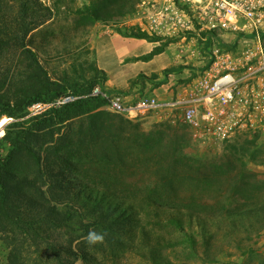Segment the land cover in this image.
<instances>
[{"label":"rangeland","instance_id":"374dc122","mask_svg":"<svg viewBox=\"0 0 264 264\" xmlns=\"http://www.w3.org/2000/svg\"><path fill=\"white\" fill-rule=\"evenodd\" d=\"M114 1L40 0L44 8H48L49 17L38 21L36 29L27 38L28 48L35 52L41 68L51 80L62 82L69 79L86 85L93 74L92 67L97 63L96 51L92 46L96 34L106 30L111 33L122 30L156 37V46H161L163 50L174 48L176 62L156 73L158 79H141L139 91L130 99L154 96L160 106L148 109L133 119L114 113L105 106L93 116H82L67 125H58L43 132L36 148L43 161L49 158L48 164L55 165L61 159H71L78 164L79 172L73 173L76 178L74 191L81 186L77 184H82L90 191L109 190L123 197L125 194L126 199L137 208L139 224L127 233L100 228L94 225L93 215L80 206V200L70 204L53 196L48 179L46 184H40V188L52 204L58 205L63 212H70V226L52 229L42 242L21 240L24 242L27 263L153 264L145 254L148 256L149 250L154 249L160 260L169 264H264V133H237L226 140L197 138L184 122L182 110L169 105L181 99L205 76L215 60V49H223L219 43L227 46L237 44L225 49L236 54L247 46L248 36L225 29H203L195 12L199 0H121L113 4ZM117 5L119 7H115ZM106 9L112 13V16L104 14L107 19L96 20L92 15V12H104ZM159 10L170 14L173 11L184 13L192 29L180 31L176 35L165 29L153 31L151 19ZM109 60L115 63V53L109 55ZM143 62L120 66V69L124 74L133 75L140 69H148L149 66ZM34 71V64L29 58L19 55L18 50H8L0 60V94L9 93L13 96L15 91L21 93L23 88L31 87ZM155 89H159L158 92L154 93ZM28 108L22 118L1 117L0 120L7 118V121L0 131L6 135L10 124L37 117L30 116ZM117 115L138 124L139 131L145 134L159 130L165 133L164 141L159 144L161 149H138L137 144L129 139L131 127L119 130L113 126L112 119ZM93 117L97 119L92 120ZM94 121L104 123L106 129H103V136L112 139L115 135L113 143L119 146L120 155L127 158V168L118 162L109 161V158L101 159L100 154L106 151L104 148H108L110 154L113 153L112 142L101 139L99 131L95 129L98 123L93 124ZM183 126L189 129L190 143L186 148L189 155L181 170L189 172V178L194 179H188L184 184L175 180L174 192L175 189L170 188L169 177L162 170L166 165H158L156 155L172 153V150H166L170 143L187 138ZM112 129L114 135H111ZM4 136L0 137V156L8 152V144L3 142ZM251 154L256 157L252 159ZM143 155L149 156L144 159ZM242 162L254 174L249 181L253 186L259 185V199L231 191L236 173L243 167ZM161 163L167 164L165 159ZM45 165L46 162H43V169ZM197 167L200 170L199 181L195 179L198 176ZM171 176L174 179V174ZM207 178L221 179L223 183L209 188L201 181ZM105 195L102 198L104 202H118ZM180 202L186 206L218 203L217 206L247 207L239 214L204 215L200 225L194 222L190 231L198 243L193 249L187 236L159 217L156 208L158 204L179 206L182 204ZM252 208L256 215L251 213ZM90 230L105 233L104 243L90 247L84 239ZM9 253L10 240L6 235H1L2 263L7 261Z\"/></svg>","mask_w":264,"mask_h":264},{"label":"trees","instance_id":"16d2710c","mask_svg":"<svg viewBox=\"0 0 264 264\" xmlns=\"http://www.w3.org/2000/svg\"><path fill=\"white\" fill-rule=\"evenodd\" d=\"M119 1L121 0H115L113 4H118ZM115 7H119V5ZM48 13V8H44L40 0H0V60L5 57L8 50L15 49L19 51V55L29 58L35 68L31 87L28 89L23 88L21 93L15 91L13 96L9 93L0 94V118L5 115L13 118H22L25 116L26 108L30 105L37 102L51 101L69 92L90 94L93 88L98 85L104 90H108L106 85L108 80L107 73L100 70L97 63L92 67L93 74L86 85H80L78 82L69 79L62 82L53 81L49 78L46 71H43L37 55L28 48L27 38L36 29L40 19L49 17ZM104 14L112 16L111 11L108 9L104 12H92L96 20L107 19ZM117 33L125 37L144 39L153 43L158 41L156 37L138 31L124 32L118 30ZM261 36L264 42V32L261 33ZM219 45L223 49H228L237 44L227 46L219 43ZM162 51L163 48L161 46H156L149 54L134 57L128 59V61L148 62L156 55L162 53ZM141 79L155 80L158 79V76L156 73L152 77L139 74L136 78L129 81L127 89H113V91L129 93L140 83ZM105 106H107V102L103 98L87 97L72 104L52 109L35 118L12 123L8 126L6 135L3 138V142L8 144V152L4 156H0V236L6 235L8 240H10V253L7 261L5 263L0 261V264H28L25 259V248H23L25 241L42 242L52 229H62L70 226V212H63L58 205L52 204L46 198L42 188H40V184H46L48 179L50 181L49 188L53 196L63 199L64 202H70V204H73L75 200H80V206L95 218L94 225L107 230H123L126 233L138 226L140 215L136 206L127 200L128 198L125 194L123 197L118 192L109 190L97 191L93 189V191H90L82 184H77L81 186L74 191L76 178L73 173L78 171V164L71 159H61L55 165H52V163L48 164L47 160L49 158L46 157L45 161H43V157L36 148L37 143L42 139L43 132L58 125H67L71 120L82 116H93L96 113H100ZM94 119L97 118L93 117L92 120ZM112 122L116 123L113 126L118 127V129L126 130L131 127L132 135L129 139L135 145L137 144L138 149L143 151L161 149L159 144L166 137V134L160 130L152 132V134H149L150 132L148 134L140 132L138 124L126 120L120 115L114 116ZM95 123H98V127H95V129L99 131L101 139L112 142L111 149L113 153L111 154L113 155L109 153L108 148H104L106 151L100 154L101 159L109 158V161L118 162L120 166L127 168L125 167L128 163L127 158L120 155L117 143H113L115 142L113 140L115 138L113 129L111 130V135L114 136L111 139L103 136V129H106L104 123L102 121H94L93 124ZM136 130L139 132H135ZM183 130L187 132V138H183L181 142L179 139L174 143L171 142L166 148V150H172V153L156 155V163L160 166L166 165V168L162 167V170L169 177L168 182H170V188L172 190L175 189L174 192L176 191L174 187L175 180H179L181 184H184L188 179H194L193 177L189 178V172L181 170L182 166L184 167L186 164L189 155L186 152V148H188L190 143V138L188 139V135H190L188 133L189 129L183 126ZM81 134L83 133L81 132ZM143 156L144 159H147L149 155ZM254 157L256 155L251 154V158L254 159ZM162 159H165L167 164L161 163ZM43 162H46L44 169ZM244 164L241 170L236 173L231 191H235L238 194L244 193L248 198L259 199V185L253 186L250 184V177L254 174ZM196 170L198 176L195 179L199 181L200 170L198 167ZM171 174H174V179H172ZM201 181L206 183L209 188L218 183L219 185L223 183L221 179L211 180V178ZM105 194L108 195V199L114 198L118 202L114 203L110 200L104 202L103 196H106ZM180 203L182 204L179 206L158 204L156 208H158L159 217L187 236L193 249H196L198 243L194 234L190 231V229H193L194 222L200 225L204 215L239 214L247 207V205L245 207L217 206L218 203L210 206L200 203L186 206L183 205V202ZM251 213L256 215L253 208ZM21 240H24V242H21ZM145 257H149L153 264H169L161 261L154 249L149 250L148 256L145 254Z\"/></svg>","mask_w":264,"mask_h":264},{"label":"built area","instance_id":"2783aa9c","mask_svg":"<svg viewBox=\"0 0 264 264\" xmlns=\"http://www.w3.org/2000/svg\"><path fill=\"white\" fill-rule=\"evenodd\" d=\"M195 8L203 29L245 33L247 46L236 54L215 49V60L205 76L169 105L182 110L184 122L197 138L226 140L237 133H264V0H199ZM151 29L176 35L192 29V25L182 12L159 10L151 19ZM87 97L103 98L112 112L130 119L160 106L154 96L131 100L125 93L98 85L90 94L69 92L34 103L28 108L29 115L39 116Z\"/></svg>","mask_w":264,"mask_h":264},{"label":"crops","instance_id":"0c3cea01","mask_svg":"<svg viewBox=\"0 0 264 264\" xmlns=\"http://www.w3.org/2000/svg\"><path fill=\"white\" fill-rule=\"evenodd\" d=\"M119 46V49L117 46ZM156 43L148 42L144 39H136L131 37H123L118 33H111L108 30L96 34L93 39L92 46L96 51L97 66L100 70L107 73V88L110 91L113 89H127L129 81L136 78L139 73L149 76L151 73H158L167 66L176 62L177 56L175 50L172 47H167L162 53L156 55L152 60L147 63L143 61L130 62L128 59L139 57L142 55L149 54L156 47ZM115 53L116 60L112 63L109 60V55ZM143 62L144 65L149 66L148 69H140L133 75H127L122 73L120 66H129L132 63ZM141 84L129 93H125L129 96H133L137 93L141 87ZM159 89H155L154 93L158 92Z\"/></svg>","mask_w":264,"mask_h":264},{"label":"clouds","instance_id":"9594fccd","mask_svg":"<svg viewBox=\"0 0 264 264\" xmlns=\"http://www.w3.org/2000/svg\"><path fill=\"white\" fill-rule=\"evenodd\" d=\"M6 119L7 118H5V120H0V121H6ZM4 135H5V132L0 131V137H3ZM105 235H106L105 233H100V232L90 230L84 239L86 243L91 247L97 244L104 243Z\"/></svg>","mask_w":264,"mask_h":264},{"label":"snow or ice","instance_id":"6c2138e0","mask_svg":"<svg viewBox=\"0 0 264 264\" xmlns=\"http://www.w3.org/2000/svg\"><path fill=\"white\" fill-rule=\"evenodd\" d=\"M6 121H0V126H3V124L5 123Z\"/></svg>","mask_w":264,"mask_h":264},{"label":"bare ground","instance_id":"6f19581e","mask_svg":"<svg viewBox=\"0 0 264 264\" xmlns=\"http://www.w3.org/2000/svg\"><path fill=\"white\" fill-rule=\"evenodd\" d=\"M5 120V119H4ZM7 121V120H6Z\"/></svg>","mask_w":264,"mask_h":264}]
</instances>
